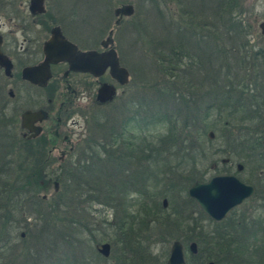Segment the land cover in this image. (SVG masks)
Segmentation results:
<instances>
[{"label": "trees", "instance_id": "trees-1", "mask_svg": "<svg viewBox=\"0 0 264 264\" xmlns=\"http://www.w3.org/2000/svg\"><path fill=\"white\" fill-rule=\"evenodd\" d=\"M246 2L185 0L178 19L157 9L163 25L148 37L153 76L135 80L120 120L96 117L98 134L55 168L45 137L25 146L0 114V264L98 263L108 260L96 249L105 241L116 264L158 263L145 236L155 226L165 241L175 233L197 242L187 264H264V244L250 253L240 237L234 247L230 227L209 229L185 213L197 208L207 217L188 190L206 179L209 129L217 127L254 159L262 181L249 183L264 194V46L251 43L263 35L247 20L255 6ZM53 183L50 198L39 195ZM95 204L114 211L103 232L91 227Z\"/></svg>", "mask_w": 264, "mask_h": 264}, {"label": "flooded vegetation", "instance_id": "flooded-vegetation-1", "mask_svg": "<svg viewBox=\"0 0 264 264\" xmlns=\"http://www.w3.org/2000/svg\"><path fill=\"white\" fill-rule=\"evenodd\" d=\"M33 2L34 0H0V14H3L5 19L4 22H0L1 51L12 64L10 74H7L6 69L1 66L0 71L4 73L6 78H18L20 80L21 85L19 87L16 86V91L10 89L8 96L10 102L16 103L17 107L21 106L24 108L21 113L20 126L17 125L18 122L16 123L5 109L8 107L4 106L1 102L0 114L15 134L18 132V128L21 127L22 132L19 139L25 146V142L27 143L28 141H35L41 137H45L50 143L48 156L53 157V151L58 145L62 144L65 148L62 149L58 158L63 161L76 154L75 150L80 143H70L69 141L71 140L61 130L63 118L67 120L69 113L65 110L64 115L60 112L62 118H51L49 112L42 107L37 108L38 103H41L43 96L47 93L49 96L54 95L57 97L59 95V98L63 99L61 102L63 106H66V108H74L73 104L75 99L80 92H83L84 98L87 97L91 104H95L96 106L113 104L118 99L120 93V82L113 77L111 66L102 72L101 69L96 70L98 72H94L92 70H81L75 67L77 60L81 59L84 54L87 58L88 52L93 50H96L103 56L114 49L117 52L120 63V52L117 45H115V28L108 30L106 38H103L101 31H99V45L93 44V32L90 24L91 17L86 0H41V8H34ZM4 27L5 30L2 32ZM105 27L108 28L107 25ZM54 33H56L55 37L58 41L62 40L61 36L65 38L64 41L62 40L68 45L66 50L62 52V56L65 58L50 62L51 76L46 84L33 82L26 76V70L30 68L38 69L45 62V45L54 37ZM109 37L111 39L108 44L104 45V41ZM66 41L72 43L74 46ZM69 51L71 53L69 54L70 56L68 55ZM67 57L75 60V66H73V62ZM90 65L92 66V63ZM38 75L39 71L35 76ZM104 84L113 85L116 88V95L112 101L102 103L98 99V94ZM2 93H5L4 88L0 86V99L5 95ZM26 111H41L44 113L42 120H37L33 123L35 127L41 129L38 135H34V131L22 127V116ZM80 112L84 113L83 110ZM87 114L89 116L88 118H92L91 111ZM224 159H227V161L223 162ZM221 161L222 163H227L230 161V158H223ZM54 185L56 186V184ZM255 189L256 194L258 187L255 186ZM252 197L236 206L223 220L216 221L212 220L209 216L206 217L217 225L226 223L229 220L226 226L230 227L233 235L232 244L234 247L238 246V242H240L239 238L247 237L245 242L249 247L247 249L250 253L257 246L264 244V197L258 200V202L260 201L259 204L246 205V202L250 201ZM199 221V225L208 227L203 225V219ZM181 242L184 246L187 263L189 256H186V244L183 241ZM192 242L194 241H190L187 245L189 250ZM170 251L171 248L169 249ZM165 252L168 251L165 250ZM196 253L191 252V255ZM211 262L215 264L211 260L207 264H211Z\"/></svg>", "mask_w": 264, "mask_h": 264}, {"label": "rangeland", "instance_id": "rangeland-1", "mask_svg": "<svg viewBox=\"0 0 264 264\" xmlns=\"http://www.w3.org/2000/svg\"><path fill=\"white\" fill-rule=\"evenodd\" d=\"M159 4L157 8L151 1L147 0H86V3L89 6V15L91 17L90 24L93 32V44L99 45V31L102 33V37L106 38L108 30L111 28H115L114 39L115 45H117L120 52V62L121 65L126 67L131 75V81L126 86H120V93L118 99L111 105L108 106H96L95 104H91L90 100L86 97L84 98L83 92H80L75 99L74 108H66L63 106L61 102L62 98H59V95L55 97L54 95H45L42 98L41 103H38V107H42L44 110L49 112L51 118H59L61 113L64 115V111L66 110L69 113V117L67 120L63 118L61 130L62 132L71 140L70 143L76 144L81 142L86 137H91L93 135L98 134V127L95 125L96 117H99V121H104L107 116H113V118H118L120 120V102L125 101L132 92H135L138 87L135 86V80H140L142 76H153L154 71L152 72L151 66H153L154 61L156 60V51L154 50V46L150 43V34L157 33L160 28H162V20L159 17L158 10L162 8L164 10L165 16L168 19H178L180 11H182V4H184L185 0H165L166 5L163 3L160 5V0H156ZM132 4L134 6V14L132 15H124L121 17V21L117 24V20L120 18V14L116 13V10L122 7L123 5ZM247 7L255 6L254 16H252V11L248 13L247 20L253 22L258 25L261 21H264V0H247ZM157 10V13H156ZM257 20V21H256ZM4 15L0 14V22H4ZM107 25L108 28L105 26ZM106 28V29H105ZM5 27L3 28L4 32ZM259 33L261 34L260 30ZM264 36H255L251 43H256L260 46H264ZM95 82V80H94ZM20 80L18 78H6L4 73L0 71V86H3L5 94L0 102L7 106L5 108L9 115L13 117L15 122H18V126H20L21 113L24 108L17 107V104L9 101L8 91L10 89H14L16 86L19 87ZM4 99V100H3ZM1 104V106H2ZM83 110L84 113L80 112ZM74 111V112H73ZM92 113V118H88L87 113ZM61 112V113H60ZM94 116V117H93ZM124 116V114H123ZM112 117H110L111 119ZM14 122V123H15ZM76 122V123H75ZM216 123H219L218 121ZM60 126V125H58ZM56 128V127H54ZM11 131V128H9ZM213 131L215 133V137L212 138L214 140L213 148L208 152L207 159L204 161V170H206V179L209 180L213 176L223 173H231L236 174L240 179L245 181L246 183L250 182V179L256 181V183H261L262 180L258 178L256 175V164L254 159L248 156V152L241 151V148H237L234 145V141L228 143L227 136L225 130L222 131L221 128H213L209 129V131ZM208 131V132H209ZM21 127L18 128V137H21ZM102 135V134H101ZM81 141H80V140ZM227 140V141H226ZM82 141V142H83ZM65 147L61 144L53 151V167H57L59 164V155L62 152V149ZM21 151V150H18ZM23 152V151H22ZM223 158H230V161L227 163H222ZM252 161H251V160ZM242 163L244 165L242 171L237 170V164ZM252 184V183H250ZM54 183L49 184L48 188L42 190L39 195H46L45 198H50L55 191ZM262 190V189H260ZM263 191V190H262ZM258 190L256 194L250 199V201L246 202V205H253L258 202L259 199L264 197V194H258ZM182 204V203H181ZM169 206V205H168ZM245 206V205H243ZM172 210V206H170ZM184 209V208H183ZM91 214V227L93 229H97L96 232H103L106 224L104 221L112 220L114 211L108 206L104 205H92L90 211ZM186 214H192L198 220L203 219V225L208 226L209 229H215L220 227H225L229 220L226 223L221 225H217L212 223L211 220L206 219L204 216L200 214L197 208H192L190 210L185 209ZM263 213V212H261ZM260 214V213H258ZM191 217V216H189ZM264 217V214H263ZM30 221L31 218H29ZM82 228V227H81ZM154 229L153 231H151ZM151 232L146 233V238L149 242H151V249L153 251L152 257L153 261H157L158 263H150V264H165L168 255L169 249L172 246L174 240H176L177 235L175 233L172 234V239L169 241H165L164 231L159 232V227L155 226L152 228ZM24 232V231H23ZM25 233V232H24ZM26 235V234H25ZM99 236V234H98ZM25 237V236H24ZM169 242V243H168ZM17 243L18 251L22 248L20 239L18 238L12 245ZM111 255L114 254V247L111 246ZM162 250L168 251V255L163 254ZM186 256H190L191 252L186 245ZM121 257V254H120ZM9 264L12 261H8ZM121 263V260H120ZM91 264H116L112 258H108V260H101L98 263L92 261Z\"/></svg>", "mask_w": 264, "mask_h": 264}, {"label": "water", "instance_id": "water-1", "mask_svg": "<svg viewBox=\"0 0 264 264\" xmlns=\"http://www.w3.org/2000/svg\"><path fill=\"white\" fill-rule=\"evenodd\" d=\"M34 8H41V0H34ZM117 14L121 17L124 15L134 14V6L132 4L123 5L116 10ZM119 22V20L117 21ZM259 29L261 34L264 36V21L259 23ZM112 33V31H111ZM54 37L49 40L45 45L46 60L45 62L37 68H30L26 70V76L30 78L33 82L46 84L50 79V67L51 61H58L62 58V52L66 50L68 45L63 41L65 38L61 36L62 40H56V33ZM111 37L104 41V45L108 44ZM68 42V41H66ZM73 45L72 43L68 42ZM1 37H0V66L6 69V73L10 74L12 69V64L10 60L1 51ZM74 46V45H73ZM68 51V50H67ZM71 54L70 51L68 55ZM70 56V55H69ZM92 56V57H91ZM73 62L75 66V60L71 57H67ZM77 65L75 68L81 70H100L101 72L107 67L111 66V72L114 78H116L120 85H126L131 80V75L129 70L119 63L117 52L112 49L108 54L101 56L96 50L90 51L83 57L76 61ZM92 63V66L90 65ZM39 71V75L35 74ZM116 95V88L110 84H104L98 94V99L100 102L105 103L112 101ZM44 118V113L41 111L33 112L26 111L22 116V127L34 131V135H38L41 132L39 127L33 125L37 120H42ZM210 137L214 138L215 133L210 132ZM224 159L223 162H226ZM243 164H238V170H242ZM256 189L255 186L247 184L242 181L239 177L234 174H219L213 176L209 181H196L189 188V195L192 197L201 210L209 215L212 219L216 221L223 220L228 216V214L238 205L243 203L247 198L254 195ZM164 206L168 207V199H164ZM25 236V233H23ZM111 244L109 242H103L97 246L98 252L104 257H109L111 255ZM190 250L192 253H196L198 246L196 242H192L190 245ZM167 264H186L185 253L183 244L181 241L177 240L173 243L171 248V254L168 259ZM211 264H214L211 262Z\"/></svg>", "mask_w": 264, "mask_h": 264}]
</instances>
